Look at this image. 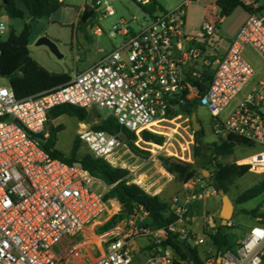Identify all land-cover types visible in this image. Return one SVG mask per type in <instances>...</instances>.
<instances>
[{
	"label": "built area",
	"instance_id": "2783aa9c",
	"mask_svg": "<svg viewBox=\"0 0 264 264\" xmlns=\"http://www.w3.org/2000/svg\"><path fill=\"white\" fill-rule=\"evenodd\" d=\"M103 1L104 17L114 16L116 12L106 0H99L94 12ZM133 1L145 9L149 19L137 29L121 19L111 34L121 37L118 46L110 52L100 49L101 59L66 84L23 99L16 97L10 85L0 86V264H69L91 242H102L105 253L90 264H132L131 245L138 237L147 241L142 251L144 264H196L190 253L183 258L164 245L165 241L172 235L197 248L210 240L209 233L218 226L212 217H205L204 231L195 229L192 203L209 196L196 192V177L183 184L182 196L173 199L170 209L177 218L166 228L139 224L135 210L127 220L102 230L111 210H118L121 204L105 198L107 186L101 179L79 164L51 157L39 141L56 107L69 104L94 109L102 119L113 117L136 135L134 145L147 150L151 159L163 154L191 163V157L168 152L165 142H147L143 134L162 136L166 125L188 117L182 106L191 107L195 102L210 114L219 143L232 137L244 142L240 146L258 150L235 164L249 165L254 172L264 168V65L254 66L245 55L250 47L264 62V9L248 12L221 57L211 59L206 46L196 45V38L210 42L222 17L207 19L199 35L192 37L185 31V8L192 0L172 11L156 12L147 8L153 0ZM133 21L138 19L133 17ZM5 28L1 22L0 32ZM89 29L98 37L105 34L95 19ZM105 109L108 115H103ZM189 127L194 145L195 132ZM77 137L94 158L115 168H122L126 156H135L121 133L84 127ZM140 170L131 169L126 178L148 192L138 175ZM218 259L220 264H264V222L258 219L246 237Z\"/></svg>",
	"mask_w": 264,
	"mask_h": 264
},
{
	"label": "rangeland",
	"instance_id": "374dc122",
	"mask_svg": "<svg viewBox=\"0 0 264 264\" xmlns=\"http://www.w3.org/2000/svg\"><path fill=\"white\" fill-rule=\"evenodd\" d=\"M3 1L0 0V23H4L5 30L0 32V36L3 41L8 38L11 30L21 32L24 28V23L27 21V11L23 4H18L19 8L24 11V18L11 19L5 13L3 9ZM116 12L114 16L104 17L106 5L103 4L99 7V11L95 12V25L99 26L104 31V36L98 37L90 34V38L94 41L89 43L81 31L77 28L78 14L85 6H90L91 0H63V5L52 15L39 19L32 25V33L30 39V55L47 71L55 74H69L75 75L77 72H81L93 65L101 59L103 54L99 51L104 49L106 52H110L115 49L121 41V37H112V32H115L113 26L119 24L121 19H125L130 22L132 27L137 29L139 24L144 23L149 19L148 13L140 5L136 4L133 0H106ZM159 7H162L166 11H172L181 5L185 0H154ZM218 0H192L185 8L186 11V34L192 37H196L202 30V25L207 19L221 18V13L217 7ZM248 4L257 3L259 8L264 9V0H245ZM133 17L138 19V22L133 21ZM248 18V12L238 7L228 17L223 18L222 22L218 24V30L209 41H202L196 38L197 46H206L207 53L211 56V59L220 58L228 45L235 39L239 30L244 25ZM41 37H47L54 41L63 58L55 56L47 46L37 45V42ZM247 59L256 67L264 65L261 57L249 47L245 53ZM0 86H9V80L7 78L0 77ZM241 97V95H239ZM87 118L84 121H80L77 118L69 117L67 115L60 116L51 124L54 126H63L64 129L57 134L55 142V149L69 157L72 153L75 140L77 138V132L84 127L93 129L94 125L101 122V114L94 110H86ZM194 112L197 114V118L203 125L205 132L204 145L207 149L202 153L200 157V164L198 168L201 175L197 176L198 182L196 187L197 193L208 192L209 196L202 199L194 200L192 203L191 216L194 217L195 229L203 232L205 229V217H212L216 224L223 223L220 218V210L222 206L221 198L213 189V182L208 178L213 172L214 164L219 162L221 164H232L236 160L247 158L257 152V149L248 146H238L235 148L234 153L227 157H214L212 159V152L209 149V144L219 143V139L213 133L210 114L203 107H197ZM109 110H103V115H108ZM190 119L183 116L181 119L176 120L171 125H166L167 128L163 129L165 137L166 148L168 152L174 153L189 159L194 162V145H191L190 136L192 131L190 129L191 122H187ZM49 123L47 122L43 135L48 137L49 135ZM141 150V149H140ZM149 153L147 150H142ZM88 148L85 144H81L78 149V154L88 153ZM135 154L134 157L126 156L124 163L121 164L122 169L131 173V169L141 167L138 175L143 180V186L148 189V193L151 196H158L167 205L172 204L174 198L182 196L185 192L183 183L176 179L174 176L169 175L162 167L157 156L154 160L151 159L150 154ZM163 155V154H160ZM191 162V163H192ZM239 162V161H238ZM254 172L250 170L243 177L236 178L234 182L229 186L228 195L234 203V213L230 222V228L228 233L231 236L232 241L242 240L246 232H249L252 226L256 225V218L251 215H247L244 211H251L258 208L259 213H264V193L244 204H236L237 197L247 189L253 187L259 181L264 179V168H257ZM203 171H208L210 175L203 176ZM206 173V172H205ZM130 180H134L131 176ZM107 186V192L111 186ZM121 210V207L111 210V216L107 219V224L117 215ZM129 216L124 217L120 222L127 220ZM137 222L139 224L147 225L151 223V218L143 211H138ZM119 222V223H120ZM115 226V225H114ZM112 226L111 228H113ZM110 228V229H111ZM147 241L145 238L138 237L132 243L131 247L135 254V259L132 264H144L146 255L142 253L145 250ZM104 246V244H103ZM197 251L204 261L217 260V253L210 240L203 245L197 247ZM101 254V247L98 245H89L86 249L80 251V256L83 257V261H87L91 257H97ZM71 264V263H69Z\"/></svg>",
	"mask_w": 264,
	"mask_h": 264
},
{
	"label": "trees",
	"instance_id": "16d2710c",
	"mask_svg": "<svg viewBox=\"0 0 264 264\" xmlns=\"http://www.w3.org/2000/svg\"><path fill=\"white\" fill-rule=\"evenodd\" d=\"M18 4H23L25 6L28 14L27 21L24 23V28L21 32L18 33L15 30H11L5 41H3L0 36V77L7 78L16 97L18 99H23L64 85L71 80L72 76L67 73L55 74L47 71L31 57L29 50L32 25L39 19L54 14L63 5V2L60 0H4L3 9L9 18H24V11L19 8ZM216 4L222 18L230 16L238 7L244 8L247 12L253 10L252 7L247 5L243 0H218ZM92 17L95 18V12L89 11V6H86L79 14L78 30L81 31V22H85ZM197 107V103L194 102L191 104L193 110H190L188 114L189 117ZM63 115L84 121L87 118V111L84 108L69 104L54 108L50 112L48 118V121H50L49 135L48 137L44 135L41 136L45 140V142L42 143V147L51 157L59 158L70 165L79 164L90 172L92 176L101 179L106 185L111 186L108 193L105 194V198L116 199L121 204V210L108 224L106 223L102 227V230L110 229L124 217L133 214L135 210L143 211L149 215L151 223L147 224V226L166 228L176 220L177 216L171 212L170 205H167L158 196L149 195L139 186L128 183L126 177L129 172L127 170L112 167L105 160L94 158L89 152L79 155L77 152L82 143L78 137L75 140L72 153L69 157L58 152L55 149V142L57 134L63 130L64 127L54 126L51 124V121ZM92 128L112 134L121 133L126 136V141L131 146L133 152L137 154H149L134 145L133 142L136 140V135L122 128L113 117L102 119L99 124L94 125ZM143 136L144 140L147 142H154L158 145H162L165 142V137L160 135L144 132ZM204 137V129L195 132L193 163H186L173 157L160 155L158 159L165 171L183 184L201 175L198 165L200 164V157L205 151ZM243 144V141L230 137L226 141L212 143L208 146L212 152V159L214 160V157L231 156L235 148ZM250 170L251 168L249 165H237L235 163L224 165L216 162L213 172H211L208 179L213 182V185H217L219 189H223L228 193L229 186L234 180L245 176ZM263 193L264 179L240 194L235 203H247L261 196ZM244 213L259 219L260 222H264V213L260 214L258 208L251 211H244ZM229 228L227 223H219L214 232L209 233V238L215 248L217 258L226 250H233L236 247L237 242L232 241L228 233ZM164 245L174 248L183 258H188L190 253V258L194 260L196 264H204V260L201 259L197 248H191L189 245L177 241L172 235L168 236Z\"/></svg>",
	"mask_w": 264,
	"mask_h": 264
},
{
	"label": "water",
	"instance_id": "95a60500",
	"mask_svg": "<svg viewBox=\"0 0 264 264\" xmlns=\"http://www.w3.org/2000/svg\"><path fill=\"white\" fill-rule=\"evenodd\" d=\"M99 0H91L90 6H89V11H94L95 6L97 5ZM147 8L151 11V12H156L157 10L159 11H163L164 9L162 7H159L158 4L155 1H152L150 4H148ZM94 17L88 19L85 22H81L80 23V27H81V32L84 35V38L90 43L92 42V38L88 37L89 36V27L92 25V23L94 22ZM37 45H44L47 46L49 48V50L58 58H63V55L60 53L57 44L52 41L51 39L47 38V37H41L39 39V41L37 42ZM182 112H184L185 114H189L191 107L190 105L186 104L183 105L181 108ZM191 122H192V127L194 132H198L202 130V125L200 123V121L197 118V114L196 112H192L191 113ZM122 139L126 140V136L122 135ZM39 141L41 143H44L45 140L40 137ZM207 147L204 146V150H206ZM206 172V173H205ZM203 176L206 177V175H210V173L208 171H203ZM213 189L214 191L219 195V197L221 198V202H222V206H221V210H220V218L223 220V222H228L232 219L233 213H234V203L233 201L230 199L229 195L223 190V189H219L217 185H213ZM190 255V254H189ZM216 264H220V260L218 259Z\"/></svg>",
	"mask_w": 264,
	"mask_h": 264
},
{
	"label": "crops",
	"instance_id": "0c3cea01",
	"mask_svg": "<svg viewBox=\"0 0 264 264\" xmlns=\"http://www.w3.org/2000/svg\"><path fill=\"white\" fill-rule=\"evenodd\" d=\"M61 2H63V0H60ZM247 5H250L251 7H252V9H255V8H259V6H258V4L257 3H254V4H248L245 0H243ZM82 11H83V9H82ZM81 11V12H82ZM80 12V13H81ZM79 13V14H80ZM79 14H78V18H79ZM212 20V19H211ZM223 20V19H222ZM77 23H78V19H77ZM90 34H92V32H91V30L89 29V36H90ZM104 36V35H103ZM30 39H31V37H30ZM94 40L92 39V42H93ZM91 43V42H90ZM29 46H30V44H29ZM100 51V50H99ZM80 72V71H79ZM258 220V219H257ZM257 220H256V222H257ZM248 234V232H246V234L244 235V237L242 238V239H244L245 237H246V235ZM236 242H239V241H241V240H235ZM92 244H94V245H98L99 247H101V254L99 255V256H97V257H91L90 259H88L87 261H83V257H80V258H74L73 260H72V262H71V264H90V263H92L94 260H96L97 258H99L100 256H102L104 253H105V248H104V246H103V243L102 242H96V243H94V242H91V243H89L86 247H84L83 249H86L89 245H92ZM83 249H81V250H83Z\"/></svg>",
	"mask_w": 264,
	"mask_h": 264
},
{
	"label": "flooded vegetation",
	"instance_id": "af4514ba",
	"mask_svg": "<svg viewBox=\"0 0 264 264\" xmlns=\"http://www.w3.org/2000/svg\"><path fill=\"white\" fill-rule=\"evenodd\" d=\"M191 110H193V108H191ZM189 117V116H188ZM190 119V122H191V116L189 117ZM199 120V119H198ZM201 123V122H200ZM191 125H192V122H191ZM201 125H202V123H201ZM202 129H203V125H202Z\"/></svg>",
	"mask_w": 264,
	"mask_h": 264
}]
</instances>
